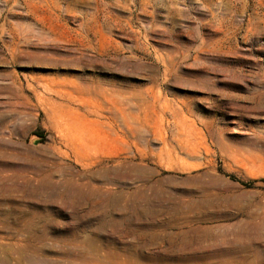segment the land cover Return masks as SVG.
Listing matches in <instances>:
<instances>
[{"label":"rangeland","instance_id":"1","mask_svg":"<svg viewBox=\"0 0 264 264\" xmlns=\"http://www.w3.org/2000/svg\"><path fill=\"white\" fill-rule=\"evenodd\" d=\"M261 179L264 0H0V264H264Z\"/></svg>","mask_w":264,"mask_h":264},{"label":"trees","instance_id":"2","mask_svg":"<svg viewBox=\"0 0 264 264\" xmlns=\"http://www.w3.org/2000/svg\"><path fill=\"white\" fill-rule=\"evenodd\" d=\"M225 176L229 177L233 181L239 182L241 185H243L245 187H251L256 182V181H251V182L244 183V182L239 181L238 179H236L233 175H227V174H225ZM260 182H263L264 183V179H261Z\"/></svg>","mask_w":264,"mask_h":264}]
</instances>
